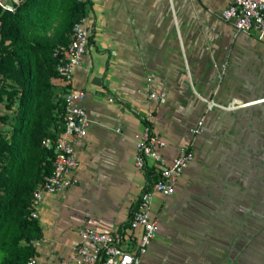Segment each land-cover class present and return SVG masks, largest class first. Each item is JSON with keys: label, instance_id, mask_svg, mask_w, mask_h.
<instances>
[{"label": "crops", "instance_id": "0c3cea01", "mask_svg": "<svg viewBox=\"0 0 264 264\" xmlns=\"http://www.w3.org/2000/svg\"><path fill=\"white\" fill-rule=\"evenodd\" d=\"M158 1L88 0L93 33L70 85L85 90L90 121L75 143L78 181L38 205V264H64L84 226L127 223L145 181L135 141L149 110L165 156L192 140L194 156L173 194L153 195L157 229L140 264H264V33L206 12L227 0H196L193 13L169 0L173 14Z\"/></svg>", "mask_w": 264, "mask_h": 264}, {"label": "trees", "instance_id": "16d2710c", "mask_svg": "<svg viewBox=\"0 0 264 264\" xmlns=\"http://www.w3.org/2000/svg\"><path fill=\"white\" fill-rule=\"evenodd\" d=\"M87 12L88 0H19L13 10L0 6V98L6 95L7 107L17 98L11 132L0 133V264H28L37 253L33 240L42 228L31 216V200L54 156L41 141L64 127L53 50L70 40L73 23ZM154 175L147 166L146 178Z\"/></svg>", "mask_w": 264, "mask_h": 264}, {"label": "built area", "instance_id": "2783aa9c", "mask_svg": "<svg viewBox=\"0 0 264 264\" xmlns=\"http://www.w3.org/2000/svg\"><path fill=\"white\" fill-rule=\"evenodd\" d=\"M19 0H0V6L13 10ZM221 17L233 24L237 32L246 34L264 33V0H227ZM92 24L87 14L76 20L70 31V40L58 43L53 50L56 57V72L64 81L59 92L64 101L63 129L55 136H44L42 145L53 151L50 174L39 183L32 195L31 216L37 217V208L45 193H54L66 184L78 181L76 169L78 159L75 143L84 136L89 117L81 100L85 90L70 85L75 69L82 63L90 37ZM60 87V86H59ZM149 97L156 102L165 98L164 91L151 90ZM209 105L213 100H209ZM152 110L147 111L142 130L136 134L135 164L145 177L136 207L127 223L111 230H97L84 226L78 230V240L72 246L64 264H140L148 250L151 238L157 229V219L152 213V197L161 194L167 197L175 192L176 185L187 164L193 159V140L181 146L179 151L167 157L163 153L166 141L157 134L150 121ZM205 116L197 118L190 128L193 138L203 131ZM153 168L154 176L148 180L146 167ZM28 264H38L32 255Z\"/></svg>", "mask_w": 264, "mask_h": 264}, {"label": "rangeland", "instance_id": "374dc122", "mask_svg": "<svg viewBox=\"0 0 264 264\" xmlns=\"http://www.w3.org/2000/svg\"><path fill=\"white\" fill-rule=\"evenodd\" d=\"M167 1V0H166ZM159 4L161 2V0L158 1ZM176 2L179 3V0H173V4H174V7H176ZM181 2V1H180ZM168 5L165 9V0H162V3L160 5H158V9H159V12H168V13H172V9H171V6L169 5V0L167 1ZM196 0H184V4H187L185 7H189V12L190 13H193V12H196L198 11V9L196 8ZM221 8H216L215 10L214 9H210V7L208 9H206V12H214L217 14V16L219 18L222 19L221 17ZM197 23V22H196ZM200 24V28L202 27L201 26V23L202 22H198ZM204 24V22L202 23V25ZM196 28V27H195ZM205 29V28H204ZM250 36V35H248ZM59 86L57 89H55L56 91L58 90L59 92H61V90L63 89V86H64V81L62 79H59ZM0 83H1V79H0ZM60 94V93H59ZM9 100L6 98V95L3 94L2 97L0 98V114H6L7 115V118H5L4 120H0V133L6 137H8L9 133L11 132V129H12V124L15 120L14 118V113H15V109L17 108V98L15 99L14 102H11L10 104V107H7L6 105L8 104Z\"/></svg>", "mask_w": 264, "mask_h": 264}]
</instances>
